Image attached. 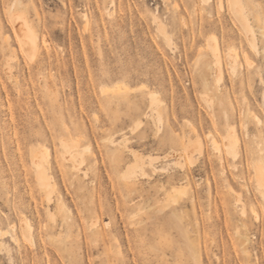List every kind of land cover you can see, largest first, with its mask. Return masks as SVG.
Here are the masks:
<instances>
[{
    "label": "rangeland",
    "instance_id": "374dc122",
    "mask_svg": "<svg viewBox=\"0 0 264 264\" xmlns=\"http://www.w3.org/2000/svg\"><path fill=\"white\" fill-rule=\"evenodd\" d=\"M14 1L0 0V264H264V0H240L252 38L230 0H19L31 56Z\"/></svg>",
    "mask_w": 264,
    "mask_h": 264
},
{
    "label": "bare ground",
    "instance_id": "6f19581e",
    "mask_svg": "<svg viewBox=\"0 0 264 264\" xmlns=\"http://www.w3.org/2000/svg\"><path fill=\"white\" fill-rule=\"evenodd\" d=\"M20 5H21V2L19 0H15L14 3L12 4V6H10V8H9L10 21H11V24H12V27H13V33L15 35V38H16V40L18 42L19 47L28 56H31V55H34V53L37 51V45H38L37 44V39H39V38H37V34L38 33H36L37 32L35 30L36 27L34 28L33 25H31L32 23L29 22L25 18V15H24V12H23V7H21ZM230 6H231V10H232L233 15L235 16V18L240 22L241 26H243V28L248 32L249 37L252 38L253 37L251 35L252 34V28H251V26L248 23L247 17L245 16V13H244V10H243V7L241 5L240 0H230ZM24 11H25V14H26V10L25 9H24ZM210 44H212V43H210ZM217 45H218V43H217ZM217 48L219 49V46H217ZM211 49H212V52H213L215 60H216V63H214V64H218V59L220 58V54H219V57H218V51H217L216 48H214V46H212ZM233 63H234V61H233ZM217 73H218V71H217ZM117 87L118 88H123L122 86H117ZM156 97H155V99H156ZM263 102H264V99H263ZM231 134L232 133L230 131H228V129H227V134H226V137L224 139L225 140V144L224 145H226L225 147L227 148L226 150H227V152L229 154L235 153V145H236V141L233 139V138H235V136L232 137ZM208 136H210L212 138V141H213L212 143L216 147L218 144H217V142L215 140V137L211 133H209ZM70 143H72V142H70ZM67 146H69L68 143H67ZM64 153H66V152H64ZM76 153H77V151H76ZM47 154H48L47 151L45 149H43V148L38 149L37 152H36V155L40 158V160L41 159L44 160L46 158ZM36 165H37L36 172H37L38 180H39L38 182L41 184L42 187L46 188V186L50 185L49 184L50 180H48L50 177H48L49 173L47 171V167L45 166V164H36ZM35 169H36V167H35ZM135 170H137V169H135ZM254 171H255V188H256V192L258 193L259 197L262 200H264V167H263V165L257 163L255 165ZM133 172H134V170H133ZM44 190H46V189H44ZM235 197H236L237 200L239 199V195L236 194ZM21 231L23 233L22 235H24L27 238H30L32 236L31 228L29 227L27 222L24 221V220L21 221ZM3 232L0 229V236H2L4 234ZM13 239L17 240V238H15V237H13ZM0 244H1V242H0Z\"/></svg>",
    "mask_w": 264,
    "mask_h": 264
}]
</instances>
